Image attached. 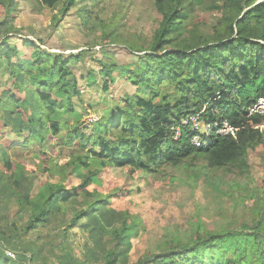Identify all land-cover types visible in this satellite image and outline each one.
<instances>
[{"label":"trees","instance_id":"1","mask_svg":"<svg viewBox=\"0 0 264 264\" xmlns=\"http://www.w3.org/2000/svg\"><path fill=\"white\" fill-rule=\"evenodd\" d=\"M38 2L43 9L61 6L63 13L77 4ZM153 2L162 19L148 46L124 42L115 28L105 26L100 46L123 43L135 68L95 59L105 92L117 77L127 84L114 110L89 123L85 119L95 111L83 100L73 70L85 52L66 56L24 39L16 25L20 0H0V62H6L8 75L7 87L0 91V131L11 130L16 137H0V243L15 248L17 255L12 259L0 247V264L37 263L44 243L25 239L51 221H62V208L68 205L75 206L74 213L62 221L58 246L64 263L73 262L75 230H82L88 234L84 248L89 253L83 264L101 259L102 264H131L132 241L145 224L129 207L114 217L118 210L112 205L122 200V193L104 187L101 173L105 178L115 170L151 175L163 166L180 167L201 158L210 170L244 171L251 150L264 144V114L249 116V109L264 98V0H214L210 8L222 16L213 34L189 29L205 0ZM12 33L20 34L18 44H9ZM87 82L96 83V71L89 72ZM192 117L207 124L210 133L194 130ZM223 122L232 128L227 135L217 134L215 126ZM63 130L68 131L63 144L76 152L44 163V172L59 180L47 181L37 195L22 193L27 178L10 159V149L45 146ZM197 135L200 147L192 142ZM263 203L253 228L198 233L187 242L175 238L132 264H264Z\"/></svg>","mask_w":264,"mask_h":264},{"label":"rangeland","instance_id":"2","mask_svg":"<svg viewBox=\"0 0 264 264\" xmlns=\"http://www.w3.org/2000/svg\"><path fill=\"white\" fill-rule=\"evenodd\" d=\"M213 1L205 0L206 6L195 10L189 23L190 30L213 34V27L222 16L220 11L210 8ZM84 19L87 20L85 24ZM161 19L153 0H77L76 6L68 13H63L61 6L43 9L38 0H20L16 25L24 39L33 40L52 52L66 56L85 52L81 60L74 64L73 70L79 81L83 100L95 111L85 119L91 123L94 119L98 121V117L108 116L114 110L127 84L125 79L117 77L115 73L117 81L105 92L104 82L99 74L101 66L95 59L114 61L117 65L127 66L132 70L135 68L132 63L133 55L123 43L100 46L101 37L107 31L105 26L115 28L122 41L136 40L146 47L151 43ZM18 34L17 37H21ZM14 35L16 34L8 35L12 38L9 44L20 42ZM5 65L6 62L2 60L0 91L6 89L8 82ZM90 71H96V83L93 85L87 82ZM78 109L83 107L79 105ZM199 122V133L206 134L210 127ZM192 127L195 129L194 125ZM0 132L2 139L15 141L16 137L11 130ZM67 132L63 130L60 136L50 140L45 146L34 144L30 149L18 146L10 149V159L27 178L21 189L22 193L37 195L47 181L59 180L57 176L44 172V163L57 158H69L76 152L63 144L61 137L66 136ZM248 163L249 167L244 171L235 168L210 170L206 160L201 158L189 160L180 167L163 166L151 175H130L128 170H115L105 178L101 173L104 187L108 190L116 188L122 193V200L115 199L113 202L112 206L118 210L114 217L120 216L119 211L129 207L130 213L140 217L145 224V231L132 241L128 261L136 263L158 245L175 238L187 242L198 233L207 235L241 230L245 226L253 228L260 220L261 200H264V144L251 150ZM74 207L68 205L62 208L65 211L61 216L64 223L73 215ZM16 209L14 204L11 216ZM62 221H51L50 225L31 233L25 239V242H36L38 245L44 243L40 260L34 264H66L61 257L63 252L58 248L63 240L59 238L65 226ZM75 233L77 237L71 264H83L85 256H89L84 248L88 234L82 230H75ZM0 247L8 257L16 258L15 248L9 247L7 243H0ZM102 263L101 259L99 264Z\"/></svg>","mask_w":264,"mask_h":264},{"label":"built area","instance_id":"3","mask_svg":"<svg viewBox=\"0 0 264 264\" xmlns=\"http://www.w3.org/2000/svg\"><path fill=\"white\" fill-rule=\"evenodd\" d=\"M264 114V99L261 98L257 101V103L255 105H253L250 109H249V116L252 115H262ZM191 123H193L196 131L199 132V127H200V122H199V118L198 117H192L191 119ZM189 122V121H188ZM188 122H184L185 124H188ZM217 130V134L220 135H227L232 131L231 126L229 125V123L227 122H223L221 125L216 127ZM210 133V128H207V133L206 135H208ZM196 146H202L203 145V141L201 139V136H195L193 138L192 141Z\"/></svg>","mask_w":264,"mask_h":264},{"label":"clouds","instance_id":"4","mask_svg":"<svg viewBox=\"0 0 264 264\" xmlns=\"http://www.w3.org/2000/svg\"><path fill=\"white\" fill-rule=\"evenodd\" d=\"M264 99V98H263Z\"/></svg>","mask_w":264,"mask_h":264}]
</instances>
